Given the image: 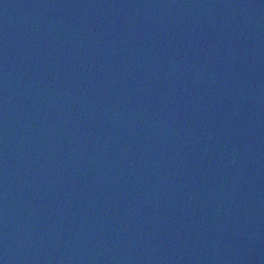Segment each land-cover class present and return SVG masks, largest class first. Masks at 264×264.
Masks as SVG:
<instances>
[{
    "label": "water",
    "instance_id": "water-1",
    "mask_svg": "<svg viewBox=\"0 0 264 264\" xmlns=\"http://www.w3.org/2000/svg\"><path fill=\"white\" fill-rule=\"evenodd\" d=\"M0 264H96L77 0H0Z\"/></svg>",
    "mask_w": 264,
    "mask_h": 264
}]
</instances>
